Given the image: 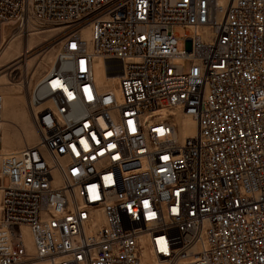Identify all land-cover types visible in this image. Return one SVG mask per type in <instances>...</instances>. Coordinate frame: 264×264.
<instances>
[{
	"label": "built area",
	"instance_id": "1",
	"mask_svg": "<svg viewBox=\"0 0 264 264\" xmlns=\"http://www.w3.org/2000/svg\"><path fill=\"white\" fill-rule=\"evenodd\" d=\"M50 27L0 264H264V0H0V45Z\"/></svg>",
	"mask_w": 264,
	"mask_h": 264
},
{
	"label": "rangeland",
	"instance_id": "2",
	"mask_svg": "<svg viewBox=\"0 0 264 264\" xmlns=\"http://www.w3.org/2000/svg\"><path fill=\"white\" fill-rule=\"evenodd\" d=\"M54 28L50 27L44 29L43 32L32 33L25 37H5L0 45V94L3 96V121L0 126V136L3 130L11 132L16 138L22 135L25 141L15 147L16 150L27 144H32L36 140L35 137L28 138L26 135L27 130L35 132L28 102L31 99L35 111L43 102L37 98V93L40 91L38 81L52 66L57 54L59 35L56 34L58 29ZM175 33L181 37L184 30L176 27ZM179 47H182L181 42ZM25 53L27 55L26 63L22 62ZM9 101L14 104V108L5 111V106ZM178 134L180 137L183 135V130L180 127ZM0 146L7 148L2 140H0ZM11 149L7 151H11ZM25 242L28 254L34 258L27 234H25ZM28 264L48 263L34 258L33 263ZM144 264L151 263L145 262Z\"/></svg>",
	"mask_w": 264,
	"mask_h": 264
},
{
	"label": "bare ground",
	"instance_id": "3",
	"mask_svg": "<svg viewBox=\"0 0 264 264\" xmlns=\"http://www.w3.org/2000/svg\"><path fill=\"white\" fill-rule=\"evenodd\" d=\"M83 32H84V35L88 36V30L86 28L83 29ZM5 37H8L7 32L4 33L3 39ZM10 38H13V37H10ZM26 57H27V55L25 53L23 55L22 62H25L26 63V60H27ZM95 74H96V77H97V80L98 81H102L103 80L104 76H103V71H102L100 65H96V67H95ZM39 92L37 93V98L38 99H41L42 98V96L40 94L41 92L40 93ZM39 101H43V100H39ZM28 104H29L30 112L32 113V117H33V113L35 112V108L33 107V102L31 101V99H29ZM41 105L42 104H40V106ZM11 108H14V104H12L9 101V103H7V105L5 106V111H10ZM2 121H3V119H2V112H1V121H0L1 123H0V126L2 124ZM181 124H182L183 134H185V135H192V134L195 133V122L192 119H190V118H184L181 121ZM26 135H27L28 138L35 137L36 138L35 141H37L36 131L35 132H32V131L27 130ZM0 140H2L4 142V144H5V146L7 147V148H4L3 147L4 145L2 147L0 146V149H1V151L3 153L16 151L15 147L19 146L20 144L24 143V141H25L24 140V137L22 135L19 138H16L15 135H13L11 132L5 131V130L2 131L1 136H0ZM9 149H11V151H7ZM25 234L28 235V237L30 239V246L32 247V241H31V238H30V234L27 231H25ZM33 259L34 258H31L30 257L29 260L27 261V264L28 263H33ZM145 262L146 263L147 262H150L151 264H161V263H156L155 261H152V260L151 261H148L147 259H143L142 260V264H144Z\"/></svg>",
	"mask_w": 264,
	"mask_h": 264
},
{
	"label": "crops",
	"instance_id": "4",
	"mask_svg": "<svg viewBox=\"0 0 264 264\" xmlns=\"http://www.w3.org/2000/svg\"><path fill=\"white\" fill-rule=\"evenodd\" d=\"M34 102H35V100H34ZM33 107L35 108L34 103H33Z\"/></svg>",
	"mask_w": 264,
	"mask_h": 264
}]
</instances>
